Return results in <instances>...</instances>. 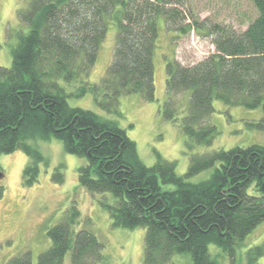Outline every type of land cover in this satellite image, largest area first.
<instances>
[{
	"label": "trees",
	"instance_id": "trees-1",
	"mask_svg": "<svg viewBox=\"0 0 264 264\" xmlns=\"http://www.w3.org/2000/svg\"><path fill=\"white\" fill-rule=\"evenodd\" d=\"M252 1L257 16L244 30L221 24L209 29L213 52L190 65L174 58L166 62V99L160 110L180 127L189 151L180 176L175 162L159 153L145 165L115 120L67 101L90 93L109 113H119L122 94L139 93L153 101L156 20L167 23L175 11L164 5L178 2L24 0L17 10L23 31L17 33L11 65L0 66V153L22 150L27 155L23 186L37 181L44 161L28 141L56 138L66 152L86 160L77 169L79 185L111 195L112 201L103 197L101 203L112 226L145 228L144 264H176L177 255L188 256L186 264H220L210 244L234 263L245 237L264 221V146L193 149L211 145L218 134L210 122L214 100L261 108V118L249 125L264 131V0ZM110 23L116 25L111 63L99 82H90ZM209 168L207 179L188 180ZM53 180L63 181L58 168ZM4 191L0 185V199ZM48 235L51 244L39 253L37 264H63L67 253L70 264H107L104 244L89 227H80L75 204ZM263 254L264 244L249 247L245 264H256ZM6 264H33L31 252L18 253Z\"/></svg>",
	"mask_w": 264,
	"mask_h": 264
},
{
	"label": "rangeland",
	"instance_id": "rangeland-1",
	"mask_svg": "<svg viewBox=\"0 0 264 264\" xmlns=\"http://www.w3.org/2000/svg\"><path fill=\"white\" fill-rule=\"evenodd\" d=\"M176 1L177 4L164 5L175 11L167 23L160 17L156 20L157 38L152 55L153 101L145 100L139 93L122 94L118 101L119 113H109L100 108L90 93L83 97L69 96L67 101L73 107L89 109L103 118L115 120L135 142L145 165H152L156 153H159L164 159L174 161L176 174L182 176L189 162L185 137L179 126L164 119L160 110L166 99V62L174 58L183 65H190L202 59L214 51L213 35L209 33L214 24L242 31L257 16V8L252 0ZM23 4L24 0H0V66L11 65L17 33L23 31L17 16V10ZM115 35L116 25L110 23L89 75L90 82H99L111 63ZM213 107L210 122L217 127L218 134L211 145H196L194 152L251 144L264 146V131L249 125L250 121L261 118V108L227 106L219 100L213 101ZM28 143L44 158L38 165V179L31 186L25 187L22 183L23 169L29 161L27 155L22 150L0 153V185L5 190L0 199V264H6L9 258L24 251H30L33 264H37L39 253L51 244L49 228L61 220L72 204L80 212V227H89L104 244L107 264H144L145 228L112 226L110 215L101 203L103 197L112 201L111 195L89 192L78 183L77 169L86 162L85 158L66 152L62 142L56 138H35ZM57 168L63 176L62 183L58 184L53 180ZM211 172L212 168L206 169L188 180L198 182L207 179ZM258 244H264V221L245 237L237 249L234 263H230L216 245L210 244L209 250L213 256L220 254L216 257L220 264H245V251ZM177 256L176 264H186L188 256ZM63 264H70L69 253L65 255ZM256 264H264V254Z\"/></svg>",
	"mask_w": 264,
	"mask_h": 264
}]
</instances>
